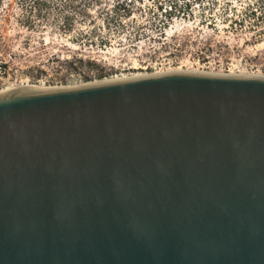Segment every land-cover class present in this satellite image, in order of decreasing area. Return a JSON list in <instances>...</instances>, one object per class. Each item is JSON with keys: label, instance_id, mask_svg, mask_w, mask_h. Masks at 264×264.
<instances>
[{"label": "water", "instance_id": "water-1", "mask_svg": "<svg viewBox=\"0 0 264 264\" xmlns=\"http://www.w3.org/2000/svg\"><path fill=\"white\" fill-rule=\"evenodd\" d=\"M0 264H264V78L0 96Z\"/></svg>", "mask_w": 264, "mask_h": 264}, {"label": "rangeland", "instance_id": "rangeland-1", "mask_svg": "<svg viewBox=\"0 0 264 264\" xmlns=\"http://www.w3.org/2000/svg\"><path fill=\"white\" fill-rule=\"evenodd\" d=\"M174 71L264 77V0H3L0 92Z\"/></svg>", "mask_w": 264, "mask_h": 264}, {"label": "bare ground", "instance_id": "bare-ground-1", "mask_svg": "<svg viewBox=\"0 0 264 264\" xmlns=\"http://www.w3.org/2000/svg\"><path fill=\"white\" fill-rule=\"evenodd\" d=\"M178 72H187V73H194V74H204V75H222V76H231V77H255V78H264L263 76H247L244 74H219V73H211V72H198V71H174V72H159V73H151V74H142V75H136L133 77H127V76H113L112 78H108V79H103V80H96V81H91V82H85V83H80L81 85L77 86H86V85H91V84H96V83H102V82H113V81H128V80H132V79H141V78H145V77H153V76H159V75H166L168 73H178ZM77 86H71V85H62V86H55V87H46V86H42V85H28L16 90H8V91H4V92H0V96H3L7 93H11L13 91H17V90H43V89H56V88H69V87H77Z\"/></svg>", "mask_w": 264, "mask_h": 264}, {"label": "flooded vegetation", "instance_id": "flooded-vegetation-1", "mask_svg": "<svg viewBox=\"0 0 264 264\" xmlns=\"http://www.w3.org/2000/svg\"><path fill=\"white\" fill-rule=\"evenodd\" d=\"M2 3H3V0H0V8H1V6H2Z\"/></svg>", "mask_w": 264, "mask_h": 264}, {"label": "trees", "instance_id": "trees-1", "mask_svg": "<svg viewBox=\"0 0 264 264\" xmlns=\"http://www.w3.org/2000/svg\"><path fill=\"white\" fill-rule=\"evenodd\" d=\"M120 9H124V10H127L125 7H121ZM102 78V77H101Z\"/></svg>", "mask_w": 264, "mask_h": 264}]
</instances>
